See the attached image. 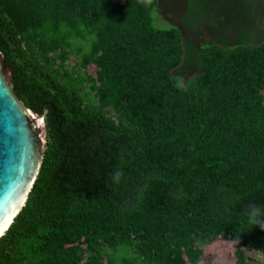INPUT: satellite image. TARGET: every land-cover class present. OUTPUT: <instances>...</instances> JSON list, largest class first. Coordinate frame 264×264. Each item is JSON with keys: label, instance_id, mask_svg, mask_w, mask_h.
<instances>
[{"label": "trees", "instance_id": "obj_1", "mask_svg": "<svg viewBox=\"0 0 264 264\" xmlns=\"http://www.w3.org/2000/svg\"><path fill=\"white\" fill-rule=\"evenodd\" d=\"M193 5L0 0L13 92L47 133L0 264H259L245 252L264 257L247 217L264 206V13L258 41L227 45L186 27Z\"/></svg>", "mask_w": 264, "mask_h": 264}, {"label": "water", "instance_id": "obj_2", "mask_svg": "<svg viewBox=\"0 0 264 264\" xmlns=\"http://www.w3.org/2000/svg\"><path fill=\"white\" fill-rule=\"evenodd\" d=\"M0 52V238L24 208L47 144L44 115L26 108Z\"/></svg>", "mask_w": 264, "mask_h": 264}, {"label": "rangeland", "instance_id": "obj_3", "mask_svg": "<svg viewBox=\"0 0 264 264\" xmlns=\"http://www.w3.org/2000/svg\"><path fill=\"white\" fill-rule=\"evenodd\" d=\"M192 15L187 16L186 27H196V31L207 41H222L227 45L237 42L258 41L261 36V17L264 13V0H193ZM249 7V9H248ZM248 9V11H247ZM247 14L248 17H247ZM154 22L159 28L168 29L170 24L163 22L154 12ZM251 19L250 22L245 20ZM184 60L182 65L174 71L175 76L187 83L198 72V63L193 61L190 50L193 45L184 41ZM74 61H72L73 63ZM119 259L129 256L119 254ZM245 256L254 262L264 264V257L254 252H245Z\"/></svg>", "mask_w": 264, "mask_h": 264}, {"label": "clouds", "instance_id": "obj_4", "mask_svg": "<svg viewBox=\"0 0 264 264\" xmlns=\"http://www.w3.org/2000/svg\"><path fill=\"white\" fill-rule=\"evenodd\" d=\"M178 86L182 87V84H178ZM117 175H120V173H116V176ZM247 217H248V222L250 224L264 230V206L249 205ZM238 242L239 240L236 241V243ZM205 245L210 246V245H207V242H205Z\"/></svg>", "mask_w": 264, "mask_h": 264}]
</instances>
